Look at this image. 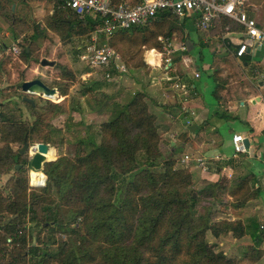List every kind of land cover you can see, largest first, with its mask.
I'll list each match as a JSON object with an SVG mask.
<instances>
[{"label": "trees", "instance_id": "16d2710c", "mask_svg": "<svg viewBox=\"0 0 264 264\" xmlns=\"http://www.w3.org/2000/svg\"><path fill=\"white\" fill-rule=\"evenodd\" d=\"M9 1L0 3V14L14 23ZM121 1L111 0L115 5ZM50 2L51 12L42 24H34L29 43L47 30L60 37H83L101 23L98 15L80 17L62 0ZM216 27L219 32L243 30L225 15L216 19ZM180 31V19L164 9L143 25L115 31L107 41L137 56L147 48L163 49L164 39L174 34L180 37ZM228 47L232 51L231 43ZM24 51V62H37L30 59L29 47L24 46ZM238 58L247 65L252 60L250 53ZM219 62L223 65L227 57L221 56ZM220 70V64H216L211 74L216 81L215 94L225 80ZM96 85L86 87L83 93ZM60 93L65 95L66 89ZM106 98L99 106L106 105ZM23 102L32 110L37 106L35 101ZM46 102V111L31 124L0 110V142L4 144L0 147V174L16 170L9 179L8 192L0 186V264H23L27 258L33 260L32 264H233L237 260L215 250L207 232L217 237L231 231L239 238L252 228L249 233L253 242L262 239L259 227L252 222L212 219L213 203H222L224 194L232 197L230 204L236 208L255 194L248 193L246 179L234 189L209 182L186 193L184 190L192 183L187 168L167 159L159 170L154 169L161 159V135L156 115L149 110L141 91L130 92L125 101L107 103L106 118L98 126L99 139L88 134L79 140L81 147L73 156L61 155L44 162V185L29 186V159L19 153L21 147L14 149L11 144H23L24 139L48 142L47 133L40 128L44 120L62 113L63 108ZM180 138L188 141L185 133ZM16 165L20 167L16 169ZM28 221L39 227L35 243L31 239L28 244ZM41 232L47 235L39 236ZM262 252L249 246L242 258L255 262Z\"/></svg>", "mask_w": 264, "mask_h": 264}, {"label": "crops", "instance_id": "0c3cea01", "mask_svg": "<svg viewBox=\"0 0 264 264\" xmlns=\"http://www.w3.org/2000/svg\"><path fill=\"white\" fill-rule=\"evenodd\" d=\"M196 19L194 14H189L180 20V37L174 34L164 39L163 49L151 47L155 52H149L151 48L144 49L132 63L134 76L127 85L131 92H144L149 110L156 115L162 144L166 140L168 154L182 151L181 159L188 153L205 160L206 168L191 161L195 186L200 188L209 182H219L234 189L241 180H247L248 193L254 191L255 194L237 208L230 204L232 197L224 194L229 204L224 208L230 211L219 213L214 220L237 218L252 222L259 227L262 239L255 244L249 233L252 228H249V232L239 238L231 231L217 237L211 234V241L223 246L229 240L227 249L236 253V264H264V49L248 50L252 60L248 65L242 64L232 52L241 39L239 32H219L215 24L202 31ZM221 56L235 59L244 68L259 64L263 78L256 76L257 81L244 88L229 87L223 80V86L215 94L216 81L211 74L216 64L223 70L226 62L223 65L219 62ZM181 133L188 136V141L181 140ZM236 133L249 139L244 152L233 151L232 136ZM249 246L263 251L255 262L242 258Z\"/></svg>", "mask_w": 264, "mask_h": 264}, {"label": "rangeland", "instance_id": "374dc122", "mask_svg": "<svg viewBox=\"0 0 264 264\" xmlns=\"http://www.w3.org/2000/svg\"><path fill=\"white\" fill-rule=\"evenodd\" d=\"M1 2L4 3V0H0ZM7 4L8 6L11 5L14 13L13 19L15 20L12 23L0 14V110L14 116L16 119L31 124L38 118L39 113L46 111L45 105L47 100L60 104L63 112L48 117L40 128L41 131L47 133L49 139L46 143H48L49 148L54 150V158L47 160H55L61 155L73 156L79 147H81V143H79L81 138L92 134L96 140L99 139L98 126L106 118L104 113L109 107L110 102L114 99L117 101L128 99V94L131 90H129L130 88L127 84H129L130 79L134 76L131 66L138 59L139 55H129L122 47L119 48L111 45L121 54V60L126 65V71L119 73L115 69L109 68L113 76H111L110 80H107L104 77L105 68L91 69L79 61L77 56L78 47L81 45L83 37L75 35L60 37L47 30L44 33L38 34L34 42L29 43L28 39L34 30V24L36 22L42 24L47 14L51 12L52 4L50 0H10ZM246 11L249 16L256 19L260 26L264 27V0H248ZM13 34H16L15 39ZM100 41L107 42L108 44L107 38H100ZM24 46L30 48L31 56L29 55V57L30 59L37 60L36 63L23 61L21 56L25 52ZM43 58L53 61L54 64L42 66L40 61ZM259 69V64H251L248 68H244L240 62L230 58L224 64L220 75L229 83V87L244 88L249 83L256 82L258 78H263L261 76L262 70L260 69L259 74ZM35 77L42 78L47 85L57 89V93L54 94L56 100L42 94L21 91L19 85L21 80H30ZM93 84H97V88L84 94L85 88ZM64 88L66 89V94L61 95L60 92ZM242 92L244 93L245 91L242 90ZM23 96L34 99L37 105L36 108L30 109L23 102ZM105 97H107L108 106L107 103L106 105L99 106ZM162 139L161 137L159 144L161 159L154 169L159 170L164 160L173 159L177 167L187 168L192 175V183L184 191L187 193L192 189L198 188L195 186L194 171H191L190 167L191 162L187 164L182 163V151L177 154H168V148L165 146L166 140L162 144ZM28 143L29 146H32L38 143V141L31 139ZM3 145L0 142V147H3ZM11 146L14 149H18L22 144L16 143L11 144ZM21 155L27 156L29 159V150ZM15 173L16 170L11 168L9 172L0 174V186L4 193L8 192L9 179ZM221 197L222 195H220ZM222 199L224 198L222 197ZM225 205H229L228 201L224 200L222 203L216 201L213 203V220L219 213H228L230 211V209L224 208ZM25 220H28V215L25 217ZM38 230L39 227L34 223L27 222L25 232L27 233L28 244L31 239L32 243H35ZM46 235V232H41L39 236ZM206 236L215 250L224 252L233 261L238 259L236 253L227 249L230 244L229 240L223 246H219L215 241H211L210 232H207ZM54 248L55 245H52L51 249ZM32 263L33 260L27 258L23 264Z\"/></svg>", "mask_w": 264, "mask_h": 264}, {"label": "built area", "instance_id": "2783aa9c", "mask_svg": "<svg viewBox=\"0 0 264 264\" xmlns=\"http://www.w3.org/2000/svg\"><path fill=\"white\" fill-rule=\"evenodd\" d=\"M62 1L80 17L92 14L101 18L100 25L93 32L83 36L77 56L79 61L91 69L105 68L104 77L107 80L113 76L109 68L122 73L126 71V65L117 50L106 42L100 41V38H108L119 29L143 25L164 9L171 10L180 20L189 14L196 15L197 26L202 31L210 29L221 15L228 16L243 28L239 32L241 39L235 46L237 56H242L250 49L253 52L259 48L264 49V27L260 26L254 17L248 15L246 11L248 0H139L136 3L123 0L117 5L113 4L111 0ZM154 50L151 48L149 52ZM180 87L183 88L184 85L181 84ZM243 140L244 136L241 133L233 134L234 153L246 150ZM28 150L30 161L33 153L37 150V143L29 146ZM181 161L186 164L193 161L195 165L206 168L203 158H194L188 153L184 154ZM33 175L40 176L39 183L32 182ZM28 178L29 186L39 187L44 185L46 177L41 170L37 171L31 168L28 171Z\"/></svg>", "mask_w": 264, "mask_h": 264}, {"label": "water", "instance_id": "95a60500", "mask_svg": "<svg viewBox=\"0 0 264 264\" xmlns=\"http://www.w3.org/2000/svg\"><path fill=\"white\" fill-rule=\"evenodd\" d=\"M40 64L45 66V65H53V61H49L46 58L41 59ZM262 84V82H261ZM20 89L22 92L26 93H35V94H42L44 96H50L55 93H57V89L55 87H50L47 85L44 81H42L39 78H34L30 80H25L21 83ZM24 101H29L32 104H34V99L23 96ZM243 143L245 147L247 148L249 146V139L246 137L243 140ZM29 143L27 142L26 139H24V142L19 150L20 154H24L26 151H28ZM49 149L48 143L44 142H38L37 143V150L33 153L30 161H29V166L37 171H40L43 167L44 162L49 161L46 159L45 154ZM20 165H16V169H18ZM40 181V176L39 175H33L32 176V182L37 184Z\"/></svg>", "mask_w": 264, "mask_h": 264}, {"label": "bare ground", "instance_id": "6f19581e", "mask_svg": "<svg viewBox=\"0 0 264 264\" xmlns=\"http://www.w3.org/2000/svg\"><path fill=\"white\" fill-rule=\"evenodd\" d=\"M155 52V51H154ZM153 54V53H152ZM157 54V53H156ZM150 55V54H149ZM150 58V60L153 62L154 60H153V58L152 57H149ZM46 97H48V98H50V99H54V100H56V97H55V95L53 94V95H50V96H46ZM45 157H46V159H52V158H54V150L52 149V148H49L48 149V151L46 152V154H45Z\"/></svg>", "mask_w": 264, "mask_h": 264}]
</instances>
